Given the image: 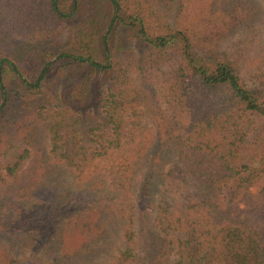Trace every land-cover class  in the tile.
I'll use <instances>...</instances> for the list:
<instances>
[{"label":"trees","instance_id":"trees-1","mask_svg":"<svg viewBox=\"0 0 264 264\" xmlns=\"http://www.w3.org/2000/svg\"><path fill=\"white\" fill-rule=\"evenodd\" d=\"M0 56V264H264V0H0Z\"/></svg>","mask_w":264,"mask_h":264},{"label":"rangeland","instance_id":"rangeland-1","mask_svg":"<svg viewBox=\"0 0 264 264\" xmlns=\"http://www.w3.org/2000/svg\"><path fill=\"white\" fill-rule=\"evenodd\" d=\"M84 12H85V7L81 8L80 12L78 13V15L76 17L71 18V19H66L67 26L72 27L74 24H76L82 18ZM119 41L121 42V43H119V46H121V47L122 46L126 47V45H128L130 43L129 36L125 33L119 38ZM0 58H2V56H0ZM80 75L81 74L76 73L73 77L66 80L63 84L62 90L68 91L67 89L71 88L73 82H75L76 79ZM108 76H109V72L96 73V75L93 77V82H92V86H91L92 91L95 92L98 89H100L102 83L107 79ZM139 110H140V114H141L140 124H141L142 130L145 131V130L151 129V124L153 122L152 111H151V107L149 106V101L146 98L142 97V99H140ZM164 169H165V167H164ZM144 172H145V169L142 165L141 168L139 169V173H141L140 174L141 176H139L136 189L141 186V184L139 182L142 180V175Z\"/></svg>","mask_w":264,"mask_h":264}]
</instances>
